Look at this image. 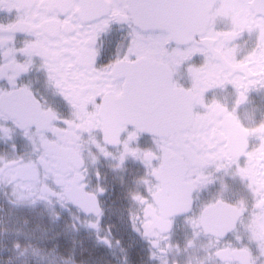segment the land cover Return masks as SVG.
I'll use <instances>...</instances> for the list:
<instances>
[{"label": "snow or ice", "instance_id": "6c2138e0", "mask_svg": "<svg viewBox=\"0 0 264 264\" xmlns=\"http://www.w3.org/2000/svg\"><path fill=\"white\" fill-rule=\"evenodd\" d=\"M214 7L241 11L221 30ZM245 27L244 49L233 47ZM196 56L190 91L176 77ZM229 88L231 108L206 99ZM253 89H264V0H0V186L10 203L75 211L98 245L114 243L130 264L120 239L101 231V197L103 162L117 172L132 160L140 172L119 218L147 245L137 264L179 256L178 219L184 252L205 241L204 255L184 264H264V163L241 166L232 143L237 132L264 139V119L252 128L238 120Z\"/></svg>", "mask_w": 264, "mask_h": 264}, {"label": "flooded vegetation", "instance_id": "af4514ba", "mask_svg": "<svg viewBox=\"0 0 264 264\" xmlns=\"http://www.w3.org/2000/svg\"><path fill=\"white\" fill-rule=\"evenodd\" d=\"M214 2H215L214 3L215 5L219 6L223 2V0H216ZM231 2L239 6L244 3V0H231ZM240 11L241 9L239 7H236L235 9L230 10V11H223L219 7H214L212 10V15L215 17V23H216L217 28L223 30L225 28L231 27L232 23L234 22L236 16L240 13ZM10 15L14 19L17 16L16 10L12 9ZM2 17L5 19L9 18L8 9H4L2 13ZM244 30L247 31V28L245 27ZM238 42L239 41L235 43H238ZM200 59L201 58L199 56H196V58L191 60L189 64H185L183 67L179 68L177 72V77H176L177 80L187 90L192 91L197 87L194 79L190 76L189 65L194 71L195 67L199 66L196 60H200ZM34 80H35V77H34ZM36 87L37 89H42L43 85L42 83H37ZM214 96L220 100H224L225 98H227V103H228L229 108L232 107V101L234 99V94L230 88L227 92L220 91L219 89H216L214 91H209L206 99L209 102H211ZM46 98L50 102H52L51 97H46ZM54 103L58 104L59 101H55ZM203 111H204L203 108H201L199 104L194 105V113L198 114ZM237 115H238L239 122L242 123L247 128H252L254 126L253 121L259 122L261 119H264V89L259 90V91L255 89L251 90L248 95L247 102L241 104V106L238 109ZM205 131H210V129H207ZM232 143L235 148V151L238 153H241V158H240L241 166H248L249 164L264 163V161H257L253 159L257 155H259L261 151H264V139L257 138L255 133L249 132L246 136L239 132L234 133L232 136ZM7 155L11 156V153L9 152L7 153ZM108 163L109 162H103L102 164V170L107 172L106 184L108 186V193L104 195L103 197H101V199L104 201V206L106 208V214L102 222L101 231L102 233H106L109 231V228H110L112 237L113 238L118 237L119 239H120V233H118L116 230L122 231L124 235L123 241L134 243L135 246H137V250L134 254L127 255V258L130 264H137V262L140 259H142L143 257L147 255V245L137 234L131 232L128 229L127 224L124 222V220L120 219L119 217L121 215L122 209L127 207L129 203L126 198L127 190L128 188L132 187L133 178L139 174L140 167L136 162L129 160L127 164L125 165L124 171L113 172L108 167ZM111 174L113 175V178L111 177ZM225 179L228 180L227 177H225ZM121 181L123 182V186L121 184ZM228 182L230 184L232 183L231 180H228ZM0 191H2V196L7 201V203L10 200L15 199L14 197L11 196L10 191H9L8 196L5 195L4 187L0 186ZM15 203L17 205L29 204V202H26V201H23V202L18 201ZM35 203L48 204L46 201H43V200H38ZM9 204H14V203L9 202ZM71 213L77 214L75 211ZM87 230H89L88 232L91 233V238L93 242L97 244L96 235L94 231L88 228ZM186 235H188L186 226L181 220L178 219L173 229L171 242L174 245L178 244L182 251L179 254V256L175 254V250L169 252L167 256L168 264H172L174 259L178 260L179 264H184V262L188 259L189 256H192L193 258H195L197 256L202 257L204 255L203 251L200 249V245L205 243L203 239H201L200 241H197L195 248L189 249L188 252L183 251ZM114 246L115 244L113 243V248ZM106 249L110 251V249L108 248ZM118 262L120 264H125L123 255L121 256V259ZM111 264H114V262L112 261Z\"/></svg>", "mask_w": 264, "mask_h": 264}, {"label": "rangeland", "instance_id": "374dc122", "mask_svg": "<svg viewBox=\"0 0 264 264\" xmlns=\"http://www.w3.org/2000/svg\"><path fill=\"white\" fill-rule=\"evenodd\" d=\"M244 33L243 39L233 47L244 49L249 39L247 31ZM196 61L201 64V59ZM57 213L59 219H56ZM76 215L50 204H9L0 191V264H92L101 256L120 264V248L114 246L109 251L95 244L82 218L77 221ZM116 231L120 233L121 246L127 255L134 254L137 246L123 241V232ZM55 233L62 235L54 238Z\"/></svg>", "mask_w": 264, "mask_h": 264}, {"label": "water", "instance_id": "95a60500", "mask_svg": "<svg viewBox=\"0 0 264 264\" xmlns=\"http://www.w3.org/2000/svg\"><path fill=\"white\" fill-rule=\"evenodd\" d=\"M214 1H216V0H213V3H215Z\"/></svg>", "mask_w": 264, "mask_h": 264}]
</instances>
